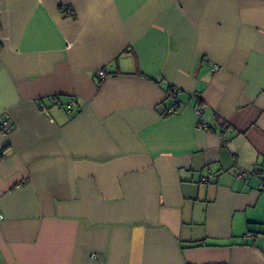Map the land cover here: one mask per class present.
<instances>
[{
    "label": "crops",
    "instance_id": "crops-1",
    "mask_svg": "<svg viewBox=\"0 0 264 264\" xmlns=\"http://www.w3.org/2000/svg\"><path fill=\"white\" fill-rule=\"evenodd\" d=\"M2 120L0 264H264V0H0Z\"/></svg>",
    "mask_w": 264,
    "mask_h": 264
},
{
    "label": "built area",
    "instance_id": "built-area-1",
    "mask_svg": "<svg viewBox=\"0 0 264 264\" xmlns=\"http://www.w3.org/2000/svg\"><path fill=\"white\" fill-rule=\"evenodd\" d=\"M221 70H222V68H221L220 66L214 65V67H213V71H214L215 73L220 72ZM100 77L104 78V77H105L104 73H100ZM171 97H172V98H176V92H175V91H173V92L171 93ZM77 108H78V104H77V102L75 101V99H72V100L70 101V103H69L68 105H66V109H67L69 112H73V111H74L75 109H77ZM177 109H178V105L175 104L174 106H172V107L166 109V114H167V115L174 114V113H176ZM198 113H199V115L201 116V112L198 111ZM207 128H208V125H207L206 123H204V122L201 121L200 124H199L198 129H199V130H205V129H207ZM0 131H1V133H2L4 136H7V135H9V134L11 133V131H12V126L9 124V122H8L7 120H2V121H0ZM249 174L257 175V174H259V172H258L257 170H254V171H252L251 173H240V174L238 175V177H239L240 179H244V178H246ZM206 181L208 182L209 179H207ZM261 188H262V189L264 188L263 185L261 186ZM3 219H4V216H3V214L0 212V221L3 220Z\"/></svg>",
    "mask_w": 264,
    "mask_h": 264
},
{
    "label": "trees",
    "instance_id": "trees-1",
    "mask_svg": "<svg viewBox=\"0 0 264 264\" xmlns=\"http://www.w3.org/2000/svg\"><path fill=\"white\" fill-rule=\"evenodd\" d=\"M173 92V91H172Z\"/></svg>",
    "mask_w": 264,
    "mask_h": 264
}]
</instances>
